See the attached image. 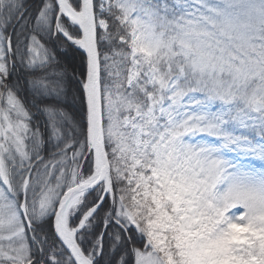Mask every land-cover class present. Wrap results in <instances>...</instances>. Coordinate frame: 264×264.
<instances>
[{
	"label": "snow or ice",
	"instance_id": "obj_1",
	"mask_svg": "<svg viewBox=\"0 0 264 264\" xmlns=\"http://www.w3.org/2000/svg\"><path fill=\"white\" fill-rule=\"evenodd\" d=\"M0 264H264V0H0Z\"/></svg>",
	"mask_w": 264,
	"mask_h": 264
},
{
	"label": "trees",
	"instance_id": "obj_2",
	"mask_svg": "<svg viewBox=\"0 0 264 264\" xmlns=\"http://www.w3.org/2000/svg\"><path fill=\"white\" fill-rule=\"evenodd\" d=\"M72 56H73V53L70 51L69 54H68L67 59H68V60H71V59H72Z\"/></svg>",
	"mask_w": 264,
	"mask_h": 264
}]
</instances>
